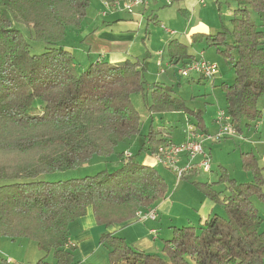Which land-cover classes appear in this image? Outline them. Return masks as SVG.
<instances>
[{
	"label": "trees",
	"instance_id": "trees-1",
	"mask_svg": "<svg viewBox=\"0 0 264 264\" xmlns=\"http://www.w3.org/2000/svg\"><path fill=\"white\" fill-rule=\"evenodd\" d=\"M231 1L230 27L193 33L190 43L206 42L231 61L234 80L219 86L225 113L241 132L242 120L249 126L262 116L258 99L264 94V0ZM88 5L89 0H0V235L34 239L40 250L53 251L59 264L75 263L70 225L88 208L98 225L122 226L136 219L137 211L166 198L167 182L155 166L115 151L140 134L142 120L131 95L149 92L152 113L190 110L171 86L146 85L143 59H98L77 70L63 42L68 28L81 27ZM18 23L44 44L41 53L31 52ZM167 52L169 62L180 67L198 59L176 38L168 41ZM192 72L199 81L208 78ZM190 111L196 117L193 126H200L201 110ZM215 122L219 128L217 117ZM155 134L152 127L146 135L152 156L158 147L173 143ZM113 153L121 164L112 171L51 182L37 178ZM241 161L252 175L250 181L238 183L223 172L212 183L191 182L222 205L223 215L173 226L171 236L162 240L165 257L134 248L114 232L102 234L99 243L108 248L109 264H264L262 217L251 200L256 195L264 202V174L252 152H241ZM224 183L229 193L221 197L214 186Z\"/></svg>",
	"mask_w": 264,
	"mask_h": 264
},
{
	"label": "rangeland",
	"instance_id": "rangeland-1",
	"mask_svg": "<svg viewBox=\"0 0 264 264\" xmlns=\"http://www.w3.org/2000/svg\"><path fill=\"white\" fill-rule=\"evenodd\" d=\"M150 1L149 5L145 8L144 14L140 16V14L136 13L137 10H133L132 13L120 9L108 10L104 7L103 0H89L86 16L79 28L82 31L73 36L67 31L64 39L66 42H72L71 44H73L72 56L74 63L77 65V70H82V68L91 62L88 61V57L83 55V52L80 50V47L86 43V30L90 31L96 24H104L106 22L111 23L110 25H115V29H131L138 41L146 48L141 56L130 57L132 61L135 58H139L141 61L143 59L142 62L145 66L143 78L146 85L161 82L167 86H171L174 96L183 98L187 108L190 110H201L203 118L201 125L194 128L198 132L214 135L218 131L217 123L214 122L217 113L219 111L225 112L226 109L224 93L219 85L221 82L232 83L235 74L229 59L223 58L214 47H208L206 42L190 43L189 34L195 29H206L208 32H216L222 27L229 28L231 12L235 7V2L231 0L228 2L226 0H206L205 5L195 4L191 12V3L188 0H175L170 4H167L164 0ZM250 15L252 21L258 23L257 15L253 11L250 12ZM148 18L151 19L149 20ZM196 24H200L201 26L195 28ZM16 26L28 40L32 53L38 54L44 50V44L31 38L29 29L25 25L18 23ZM169 31L173 33H169ZM172 38H177L186 43L188 45V52L196 58H200L201 53H203L205 60L207 58V61L215 63L217 65V72L214 78L198 81L199 76L193 72L189 74V77H183L178 72L179 64L170 66L168 62L167 42ZM227 41H232L230 35L227 36ZM231 54L236 57L235 51H232ZM84 59L87 60L84 61ZM150 102L151 96L149 92L144 95L138 92L131 95V104L138 111L142 120L140 134L131 140L122 142L115 151H123L124 155L125 153H129L132 156V160L137 163L153 164L158 174L166 180L168 198L171 200L175 186L179 182L176 183L177 179L170 168L158 163L152 154H150L149 149L146 148L148 141V136L146 135H148L149 130L153 127L157 138L165 137L178 144L183 139L184 130L189 125L193 126L194 122H196V117L190 110L152 113L148 109ZM240 128L241 133L238 132V134L236 133V135L231 136L233 137L232 139H230L231 137H227L219 141H209L205 137L203 138V144H206L210 148V161L213 169L211 168L208 172L200 170L195 174V179L208 182L216 180L220 164L225 166L230 176H235L238 182H242L241 180L249 181L252 178V175L241 166L240 152L246 149L249 150L250 145L254 144L251 143L254 141L252 138H258L263 129L256 130L254 123L247 126L244 120L240 122ZM256 146H258L261 152L262 146L255 145L253 148ZM120 164L121 161L118 160L116 153L105 159L94 155L87 164L53 173H43L37 178L50 182L80 178L94 175L103 169L112 171ZM245 174L249 175V177H245ZM181 183L190 190H196L195 193L201 197L203 196L193 183L187 182L186 179H182ZM222 186L219 185V188H222ZM175 195V205L173 211H171V216L178 223L177 227H181L188 224L187 217H194L191 212L193 210H187L185 200L188 199L196 202L198 201V196L191 194L189 197H192L189 199L186 195ZM252 200L258 208L259 214H262L264 204L256 195L252 197ZM87 211H89L88 216L91 217L92 225L89 224L88 227H85L81 218L70 225V239H72V245L76 246L73 249L75 263L72 264H109L108 248L104 244H99V236L109 233L113 229H119L120 226L98 225L92 218L91 208H88ZM181 220H184L186 223H183ZM197 220H189V222L190 224L197 225ZM149 222L156 224V221ZM170 230L172 233V229ZM84 232H86L87 237H82ZM128 232L134 233L131 228L129 231L125 230L126 234ZM125 233L122 232V234ZM117 234H120V232ZM117 234L114 233V235L120 236ZM153 234L155 237L158 236L157 232ZM162 235L158 237L156 241L158 249L153 253L165 257L166 255L162 250V240L169 238L171 235L167 237L164 234ZM69 245L72 246L71 243ZM0 251L1 255L11 260V264H59L55 260L53 251L40 250L37 242L31 238L0 235Z\"/></svg>",
	"mask_w": 264,
	"mask_h": 264
},
{
	"label": "crops",
	"instance_id": "crops-1",
	"mask_svg": "<svg viewBox=\"0 0 264 264\" xmlns=\"http://www.w3.org/2000/svg\"><path fill=\"white\" fill-rule=\"evenodd\" d=\"M188 2L191 3V6H190V11L191 12H192V8L195 6V4L196 5L197 4L205 5V4L199 3L198 0H188ZM148 5H149V0H147V4L146 5L136 7L134 10H137L136 13L140 14V16H141V15L144 14L145 8ZM184 11H186V10H184ZM110 24L111 23H109V22H106L104 24L103 23L102 24L99 23V24H96V26L93 27L90 31L86 30V37H85L86 43H85V45L80 47V50L83 52V55H86L88 57V61L104 59V60H107L110 63H118V62L125 61L126 59H130V57L134 58V57L141 56L146 48L138 41L136 35L133 34V31L131 29L130 30L115 29V25H110ZM200 26H201L200 24H196L195 28H198ZM77 30H78V32H77ZM67 31L70 32L71 35L73 36L75 34H78L80 31H82V29L79 30V29L68 28ZM193 33H208V31L206 29H195V30H193L189 34V42H190V36ZM180 42H182V41H180ZM71 43L66 42L65 40L63 42V44L65 45L64 47L68 48V49H70L72 51L73 50V44H71ZM203 55L204 54L201 53L202 57H203ZM135 59H139V58H135ZM86 60L87 59H84V61H86ZM206 60H208V59L206 58ZM168 62H169V59H168ZM169 65L173 66L174 64L169 62ZM159 83H161V82H159ZM162 84H164V83H162ZM258 106L262 110V116H261L262 122H261V119H260V121H258L255 124V128H256V130H260L261 128L263 130H262V133L259 134L258 138H254V137L252 138V140H254V141H252L251 143H254V144L250 145L249 150L246 149L244 151H248V152L250 151V152L253 153V156H254L256 162L258 163V165L260 167H262V173L264 174V132H263L264 131V95H262L258 99ZM159 113H161V112H159ZM236 133L238 134V131H236ZM184 138L185 137H184V134H183L182 141L184 140ZM232 138L233 137H231L230 139H232ZM255 139H258V140H255ZM255 145L262 146V148H263L262 151L260 152V150L258 149V146L253 148V146H255ZM204 148L208 151V153L210 155V148L207 147L206 144L204 145ZM244 151H241V152H244ZM210 159H211V155H210ZM180 162H181V164H183L185 162V158L184 157L181 158ZM210 163H211V161H210ZM148 165L153 166V164H148ZM241 166H242V161H241ZM211 168L213 169L212 165H211ZM200 170L201 169L195 168V169L191 170L190 172H188V173H191L193 171L189 175L188 179H186V181L187 182L195 181V182L212 183V182L217 180V178L219 177V175L221 173L226 172L229 175L230 178H234L235 181L238 182L237 178L235 176H233V175L230 176V174L228 173V170L226 169V167L221 165V164L219 165V168L217 170L218 174L216 176V180H213V181H210V182L202 181V180L199 181V180L194 178L195 174H197ZM245 171H247V170H245ZM204 172H208V171H204ZM247 172H249V171H247ZM244 176L245 177H249V175H247V174H245ZM181 180L182 179L176 180V183H178V182L179 183L176 184V186H175V191H174V193H173V195L171 197V200H169V198H168L169 195H168V186H167L166 198L161 200L155 207H153L156 210V213H157L156 219H154V220H148V219L137 220V219H134L131 222L120 226L119 229H113L111 232H114L116 234L118 232H120V234H117V235H120V237H123L124 240L129 245L133 246L134 248H137L139 250H142V251H145V252H148V253H153V252L157 251V249H158L157 247L158 246H157L156 241L158 240V237H160L162 234H164L166 237L170 236L171 235V230L170 229L173 226H177L178 225V223H176L175 220H173L174 218L171 216V211H173L174 205H175V202H174V195L175 194H178L179 196L186 195L187 197H189L191 194H196V196H198V201H196V202H192V201H190L188 199L185 200V202H186L185 205L187 207V210L192 209L193 211H191V212L194 215V217H191V218H188L186 216L187 219H188V222H187L188 224H190L189 220H195V219L196 220L198 219L197 220L198 223H201L207 218V216H209L210 214H213V213L214 214L223 215L224 209H223L222 205H220L219 203H216L215 201H213L199 187L196 186V188L203 195L201 197L199 194L195 193L196 190L195 191L190 190L187 187H185V185H183L182 183L180 184ZM241 181L242 182H247L248 180H241ZM238 183H240V182H238ZM219 185H223L222 188H219ZM214 189L216 191L220 192V196L221 197L223 195H226V194L229 193V190L226 188V184L225 183L224 184L215 185ZM191 197H189V199ZM259 200L261 201V199H259ZM252 202H253V200H252ZM262 203L264 204V202H262ZM253 204H254V202H253ZM254 206L256 207V209L258 211L257 206L255 204H254ZM88 212L89 211H87L85 216L81 217V220H82L83 225L85 227H88L89 224L92 225V220H91V217L88 216V214H89ZM258 214H259V212H258ZM91 215H92L93 220L95 221L94 216H93V212H91ZM259 215L262 217L261 230L264 231V227H263V225H264V208H263L262 214H259ZM149 221H156V224H153V223H151ZM181 221L183 223L185 222L184 220H181ZM130 228L133 230L134 233L131 234L130 232H128V234H126L125 230L127 229L129 231ZM163 229H164V233H163ZM120 230L123 233H125V234H122V232ZM152 230L157 232L158 236L155 237V235L153 234ZM82 237H87L86 232H84L82 234ZM71 240L72 239L69 238V243H71V245H72V241ZM72 246L74 247L75 245H72ZM2 258L4 259L5 257L2 255ZM85 259L87 260V258H85ZM0 262H2V261H0ZM9 264H11V260H10Z\"/></svg>",
	"mask_w": 264,
	"mask_h": 264
},
{
	"label": "built area",
	"instance_id": "built-area-1",
	"mask_svg": "<svg viewBox=\"0 0 264 264\" xmlns=\"http://www.w3.org/2000/svg\"><path fill=\"white\" fill-rule=\"evenodd\" d=\"M167 4L175 0H164ZM199 3L205 4L206 0H198ZM147 0H120L114 4L104 2L106 9H120L132 13L136 7L144 6ZM173 33L172 31H169ZM192 71L202 73L208 78L214 77L217 72V65L213 62L207 61L203 58L188 62L185 66L178 69L180 75L187 76ZM217 122L219 128L216 134L209 135L206 133L198 132L194 126L189 125L185 129V138L182 142L175 144L170 143L167 146H160L154 153V159L170 168L175 174L177 180H180L191 170L198 168L203 171H209L211 168L210 155L204 148L203 138L209 141H219L222 138H227L236 134V130L231 123L230 117L223 111L217 113ZM185 158V162L181 164L180 159ZM198 157V158H197ZM157 213L154 208L139 210L136 212L137 220L156 219ZM154 233L155 231L152 230ZM0 251V261L5 260L10 263L9 258H2Z\"/></svg>",
	"mask_w": 264,
	"mask_h": 264
}]
</instances>
